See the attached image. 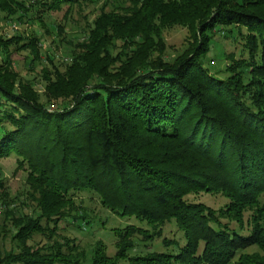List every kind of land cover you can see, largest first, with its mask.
Masks as SVG:
<instances>
[{"label": "trees", "instance_id": "1", "mask_svg": "<svg viewBox=\"0 0 264 264\" xmlns=\"http://www.w3.org/2000/svg\"><path fill=\"white\" fill-rule=\"evenodd\" d=\"M89 1L0 0L2 19L43 27L0 34V157L16 156L36 195L31 210L10 216L16 249L1 248L0 264H264V0L104 6L76 36L67 68L54 78L41 70L43 91L18 78L12 53L40 57L43 16ZM176 25L189 38L165 59L161 32ZM222 37H238L245 52L227 55L224 76L206 65ZM79 192L149 228H110L112 255L99 241L87 254L75 238L44 236L47 222H89ZM199 192L228 203L215 210L186 199ZM170 222L183 239L164 241L174 251L129 254L136 236L152 239ZM36 233L46 240L35 246Z\"/></svg>", "mask_w": 264, "mask_h": 264}, {"label": "rangeland", "instance_id": "2", "mask_svg": "<svg viewBox=\"0 0 264 264\" xmlns=\"http://www.w3.org/2000/svg\"><path fill=\"white\" fill-rule=\"evenodd\" d=\"M128 0H91L89 2H82V6L77 8L76 6L67 9L66 7L61 10L50 11L43 16L45 29L49 28V35H44L43 47L40 57L37 59H31V54L27 50L13 51V65L15 71L18 74V78H34L36 81V88L43 91L42 88L45 84L41 70L47 71L50 77L55 74V71L63 72L72 60L71 52L73 51V42L76 40V36L87 27L92 26L94 18L99 14L100 8L105 6V9H111L113 5H123ZM34 16L32 12L29 15ZM0 14V34H11L12 32L22 33L25 36L31 35V30L34 28L40 30L39 34H43L41 23H34L29 26L28 23L19 24L16 23L11 27L12 22L1 18ZM34 26V27H33ZM183 26H173L166 29L162 33V39L164 43V56L165 59L172 58L176 54H179L187 43L189 38V32ZM72 42H71V41ZM68 41V42H67ZM241 40H232L231 38H217L212 43L213 50L211 52L210 61L208 60L206 65L211 71H217L219 75H226L224 67L229 63V57L227 55L233 54L238 58L240 54H245L242 50ZM119 44V43H118ZM45 48V49H44ZM44 49V50H43ZM49 49V50H48ZM48 51L53 58V62H49L46 59L45 52ZM226 55V56H225ZM17 158L14 154L6 157H0V180L4 183V189L0 188V249L10 250L16 249L15 239L12 238L13 231L11 221L9 220L11 215L18 217L20 210L28 211L36 205L35 193H32V189L25 183V171L17 168ZM92 195L79 192L75 195V198L81 200V204L86 208L87 214L90 218L88 223L81 221L80 226L76 227L72 224L61 223L60 227L54 226L52 223H45V227L42 233L44 236H49L51 239H59L61 241L72 240L75 238L76 243L79 245L80 250L90 254L96 241L102 242L108 255H112L115 252L114 240L116 237L112 234L110 228H120L127 224H135L140 227L149 228L144 222H140L133 216H117L109 209L101 206L99 200ZM187 200L202 202L207 206L215 210L225 207L228 203V199L221 193L211 192H199L191 193L187 196ZM260 203H264V194L260 198ZM249 211L245 212L244 220L247 219ZM228 220L223 218L222 222ZM232 226H236V222H230ZM151 231V230H150ZM181 232L175 226V223L170 222L162 226L161 235L154 236L147 241L140 240V236L135 238V247L130 251V255H140L148 250H154L157 252L174 251L173 245H165L167 240L176 239L182 243L183 239ZM45 238L41 234H33L32 241H29L32 245H39L45 242ZM165 241V242H164ZM254 248H248L247 251H252Z\"/></svg>", "mask_w": 264, "mask_h": 264}, {"label": "built area", "instance_id": "3", "mask_svg": "<svg viewBox=\"0 0 264 264\" xmlns=\"http://www.w3.org/2000/svg\"><path fill=\"white\" fill-rule=\"evenodd\" d=\"M14 25H15V24H12L11 27H15Z\"/></svg>", "mask_w": 264, "mask_h": 264}]
</instances>
